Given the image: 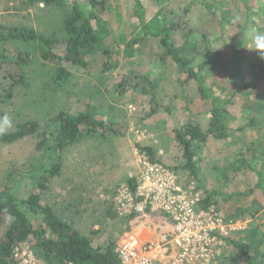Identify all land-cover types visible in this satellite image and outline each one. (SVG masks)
Listing matches in <instances>:
<instances>
[{
	"label": "rangeland",
	"instance_id": "rangeland-1",
	"mask_svg": "<svg viewBox=\"0 0 264 264\" xmlns=\"http://www.w3.org/2000/svg\"><path fill=\"white\" fill-rule=\"evenodd\" d=\"M108 2L97 25L102 45L89 56L88 68L57 84L50 69L33 67L27 86L17 88L12 100L0 90V117L12 121L7 132L27 121L39 125L35 136L0 142V188H11L19 199L41 194L42 203L65 223L95 244H107L128 231L117 197L129 179H139L140 157L151 160L141 149L149 146L154 160L171 169L182 185L197 182L204 195L215 196L224 217L244 226L231 234L221 264H264V194L257 188L260 177L264 185V60L253 44L254 35L263 32L264 0H141L152 26L178 19L189 7L191 29L177 35L179 54L202 68L206 87L223 104L227 140L208 134L212 100L201 99L197 83L182 84L183 75L170 61H158L162 53L153 43L137 42L143 34L133 1ZM56 19L43 5L27 9L22 0H0L3 26L51 33ZM27 48L20 42L0 47V62L16 59ZM105 49L112 54L110 70L105 69ZM149 73L155 95L151 85L137 80ZM63 111L86 112L122 134L85 132L81 142L55 154L52 132ZM190 121L200 123L204 136L194 149L197 180L182 168L183 148L174 133L185 134ZM53 162L61 165L60 173L45 185L29 175ZM22 243L33 249L30 240Z\"/></svg>",
	"mask_w": 264,
	"mask_h": 264
},
{
	"label": "trees",
	"instance_id": "trees-1",
	"mask_svg": "<svg viewBox=\"0 0 264 264\" xmlns=\"http://www.w3.org/2000/svg\"><path fill=\"white\" fill-rule=\"evenodd\" d=\"M137 13V20L143 37L137 42H151L158 48V61H170L183 75L182 84L197 83L201 99L212 100L208 134L220 140H227L230 128L223 117V104L213 98L200 76L201 67H195L192 61L186 60L179 54L177 42L178 34L185 35L191 29L189 7L182 12L178 19L159 26H152L147 22L146 9L141 0H132ZM27 9L38 8L43 5L50 14L56 13V28L51 33H43L32 27H7L0 24V47L12 43H23L28 46L26 51L20 52L16 59L3 57L0 62V90L8 100H12L15 91L24 85L27 86L29 72L33 67H42L51 70L55 83L67 82L75 71L88 68L89 56L95 53L102 45L97 25L102 18V11L107 10L108 0H22ZM264 32V28L262 30ZM178 35V36H177ZM105 69L112 68V54L104 50ZM143 85H151V94L155 92L151 81V74L137 79ZM144 88L145 92L149 89ZM151 97L152 110H156L157 98ZM155 104V105H154ZM57 126L52 132L56 153L77 144L84 138L85 132L120 135L122 131L107 124L105 121L94 120L88 113L81 112L72 115L61 112L55 118ZM184 134L175 130V137L183 148L184 165L182 168L189 172L194 180L198 179L199 167L194 152L195 144L203 140L201 125L197 121H190ZM39 133V125L34 121L21 123L13 132L0 135V142L15 143L24 138ZM45 141L41 143L42 148ZM153 162V148H141ZM55 156V155H54ZM61 165L53 162L30 171L29 175L38 177L43 185L50 178L59 175ZM34 171L38 175H33ZM262 177L259 178L257 188L264 194ZM138 178L128 180V185L135 190ZM42 189H45L44 186ZM204 195V193H203ZM211 193L204 195L206 203L218 202ZM130 227L126 229L129 230ZM37 257L44 264H121L116 253L120 240L110 239L107 244H95L90 238L81 235L72 226L65 223L49 206L42 203L41 194L34 193L27 199H19L9 187L0 188V264H13V249L22 242L29 241ZM236 247L241 245L235 242Z\"/></svg>",
	"mask_w": 264,
	"mask_h": 264
},
{
	"label": "built area",
	"instance_id": "built-area-1",
	"mask_svg": "<svg viewBox=\"0 0 264 264\" xmlns=\"http://www.w3.org/2000/svg\"><path fill=\"white\" fill-rule=\"evenodd\" d=\"M139 162L136 189L123 186L117 197L118 210L130 227L116 249L121 264H221L231 234L244 226L224 217L215 203H206L197 182L182 185L168 167L144 156ZM141 225L152 227L154 237L140 238ZM12 260L44 264L26 243L13 249Z\"/></svg>",
	"mask_w": 264,
	"mask_h": 264
},
{
	"label": "clouds",
	"instance_id": "clouds-1",
	"mask_svg": "<svg viewBox=\"0 0 264 264\" xmlns=\"http://www.w3.org/2000/svg\"><path fill=\"white\" fill-rule=\"evenodd\" d=\"M235 22V20L233 21ZM254 51L261 60H264V32H257L253 38ZM12 127V121L9 116L0 117V135L5 134Z\"/></svg>",
	"mask_w": 264,
	"mask_h": 264
},
{
	"label": "crops",
	"instance_id": "crops-1",
	"mask_svg": "<svg viewBox=\"0 0 264 264\" xmlns=\"http://www.w3.org/2000/svg\"><path fill=\"white\" fill-rule=\"evenodd\" d=\"M153 232H154V229L152 227L150 230L149 228H145L142 225L140 227H138V229H137V235L140 236V238H142V239L151 238L153 235H155Z\"/></svg>",
	"mask_w": 264,
	"mask_h": 264
}]
</instances>
